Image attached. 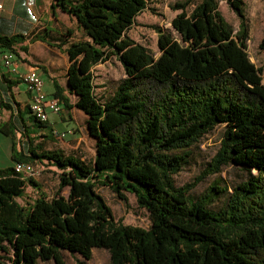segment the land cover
Instances as JSON below:
<instances>
[{
  "label": "trees",
  "instance_id": "1",
  "mask_svg": "<svg viewBox=\"0 0 264 264\" xmlns=\"http://www.w3.org/2000/svg\"><path fill=\"white\" fill-rule=\"evenodd\" d=\"M226 2L238 16L237 30L218 0L172 4L180 12L171 28L154 26L155 55L127 35L147 0H52V10L73 17L82 34L69 40L73 29L67 28L52 39L59 47L66 44L68 92L86 115L95 153L84 160L43 149L20 116L28 139L23 151L15 148L12 114L0 121V133L13 139V162L45 161L57 169L58 179L48 196L13 165L0 169V264H66L63 251L90 259L92 248L106 249L108 264H264V83L247 52L244 1ZM48 31L1 35L0 48L17 56L16 47L25 51L27 38L51 45ZM111 58L120 62L124 76L111 95L101 97L93 66ZM53 96L71 108L59 88ZM2 107L10 109L0 98ZM27 111L33 123L43 125L30 107ZM219 125L214 155L193 181L177 186L173 175L186 163L184 149ZM229 164L245 173L230 191L214 182L189 194L200 179ZM27 186L37 194L21 204L16 198ZM98 187L125 203V193H133L148 226L115 217ZM221 196L222 205L211 207Z\"/></svg>",
  "mask_w": 264,
  "mask_h": 264
},
{
  "label": "rangeland",
  "instance_id": "2",
  "mask_svg": "<svg viewBox=\"0 0 264 264\" xmlns=\"http://www.w3.org/2000/svg\"><path fill=\"white\" fill-rule=\"evenodd\" d=\"M182 0H147V8L138 14L135 23L128 29L127 35L135 41L144 44L151 52L158 55L157 48V33L154 26L162 28H171L170 20L174 15L179 12L177 9H172L171 6L175 2ZM244 10L248 19V40H247V52L250 60L260 68L262 82L264 83V44L260 46L262 37L264 36V0H243ZM218 7L226 19L231 24L234 30L238 29L239 19L237 14L230 8L226 0H218ZM190 6L188 7V9ZM94 75L96 82L104 81L99 86H106L104 89L98 90L100 96L111 95L117 82L124 76V70L120 62L111 58L108 63L98 65L94 69ZM53 118L58 115L52 114ZM79 121L80 119L77 118ZM61 125L67 127L71 125L70 121L60 122ZM83 124V121H82ZM17 133L16 141L17 146L23 151L27 150L28 139L24 135L23 126L16 121ZM68 130L58 131V133H64L63 138H56L51 133V138L47 139L43 137V134L33 136L35 142L40 143L43 149H61L65 153L76 155L84 160H91L93 142L89 139H85V132L78 134L82 136V139L76 138L75 141H67L66 136L69 133ZM223 127L221 125L216 126L210 132L204 134L198 142L185 148L186 163L177 173L173 175L174 183L177 186L183 185L187 182H191L198 176L201 170L206 165V162L216 152L221 138ZM52 132V131H51ZM73 133V131H72ZM83 134V135H82ZM56 141V142H55ZM13 139L9 135H3L0 133V169H5L14 164L12 160L13 155ZM34 179L40 184L41 188L47 194H53L56 190L57 169L50 167L48 163L35 161L33 163ZM245 177V173L236 166L225 165L220 172L208 174L204 178L200 179L190 190L189 194L196 196L205 190L209 185L216 182L219 186H227L230 191L235 183L242 180ZM67 190V189H65ZM64 190V191H65ZM98 191L104 197L106 202L112 209V212L117 218H121L126 224L139 225L147 227L149 224L146 210L140 208L135 200L134 194L126 192L127 202L120 200L115 194L107 187H98ZM36 189L31 186H27L22 197H17L16 200L21 204L30 202L36 196ZM224 196H221L218 200L214 201L211 207L219 208L222 205ZM63 256L66 264H81L79 260L83 261L82 264H108L109 253L104 248H92L91 258L85 259L79 254H70L63 251ZM37 264H54L52 260L38 261Z\"/></svg>",
  "mask_w": 264,
  "mask_h": 264
},
{
  "label": "crops",
  "instance_id": "3",
  "mask_svg": "<svg viewBox=\"0 0 264 264\" xmlns=\"http://www.w3.org/2000/svg\"><path fill=\"white\" fill-rule=\"evenodd\" d=\"M51 3L52 0H0V36H10L14 34L28 35L37 31L49 30L47 39L51 42V45H49L42 40L25 39L22 42V45L26 47L25 51L16 47V51L18 52V55L15 56L17 61L16 71H9L2 65L1 54L6 50H1L0 48V98L4 104L10 106V109L6 107L0 108V121L7 120L10 114H12L14 124L16 125V121L21 124L20 116H22L25 120L24 123L27 126V130H30L31 135L38 136L43 134V137L47 139L52 137V130L65 131L71 129L73 133L66 136V138H68L67 141H75L76 138L79 141V139H82V136L80 137L78 134L84 131V138L93 142L91 157V159H93L95 142L87 133L85 123L86 115L73 105L76 97L68 92L67 67L69 62L64 51L66 44L59 47L57 45L59 41L52 39L58 37L60 33H63L67 28L73 29V35L69 40H77L81 38L82 34L76 26L75 19L60 11L58 8L52 10ZM192 6L191 4L190 8ZM108 61H110V59L94 65L93 73H95L94 69L98 67V65L106 64ZM29 70H35L43 79V89L47 98L57 99L53 96V93L59 88L62 94L67 96L72 104L71 108L67 109L58 101L61 110L59 113H56L58 116L55 118L52 116V114L55 113L51 108L47 107L48 121L40 126L33 123L28 118L30 113H28L27 107H29L30 95L26 90L25 84L19 77L20 73ZM103 82V80L96 82L94 75L95 93L97 95H100L98 90L106 87L105 85L99 86ZM101 93H104V97H106L104 90ZM77 118H79L80 121ZM61 121L64 123L70 121L71 125L64 127L61 125ZM50 167L53 166L50 165ZM57 183L58 179L56 180V187ZM65 192L66 190L64 193ZM47 195L51 196L52 194Z\"/></svg>",
  "mask_w": 264,
  "mask_h": 264
},
{
  "label": "built area",
  "instance_id": "4",
  "mask_svg": "<svg viewBox=\"0 0 264 264\" xmlns=\"http://www.w3.org/2000/svg\"><path fill=\"white\" fill-rule=\"evenodd\" d=\"M2 65L9 71L17 70V61L15 55L12 51L6 50L1 54ZM20 80L25 84L26 90L30 95L29 107L31 113L35 116L40 122L48 121V113L46 108L49 107L54 113H59L61 107L57 99L47 98L46 93L43 89V79L35 70H29L24 73L19 74ZM72 133V130L68 131ZM52 133L55 137L63 138L64 133H58L56 130H52ZM33 166L26 165L21 162H16L13 164L15 172L19 173L22 178L32 177L33 175Z\"/></svg>",
  "mask_w": 264,
  "mask_h": 264
}]
</instances>
